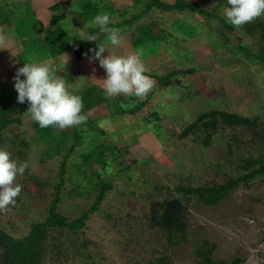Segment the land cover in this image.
<instances>
[{
  "label": "rangeland",
  "instance_id": "374dc122",
  "mask_svg": "<svg viewBox=\"0 0 264 264\" xmlns=\"http://www.w3.org/2000/svg\"><path fill=\"white\" fill-rule=\"evenodd\" d=\"M42 1L0 0L6 11L10 6L16 7L19 10L15 17L21 16L19 36L17 23L6 31L0 29V91L6 100H17L14 77L23 66V43L27 38L33 47L36 37L30 38L27 34L28 31L30 36L37 34V46L24 57L47 62L67 82L69 90L82 97V111L87 115L85 123L74 126L83 131L82 142L69 156L59 212L70 221L77 220L92 209L99 195L100 181L111 184L82 229H51L44 264H154L162 254L170 256L174 264H198L194 249L204 238L217 243L218 258L231 261L239 257L240 264H264V175L236 187L228 198L215 205L199 203L178 191L183 185L215 184L224 178L249 173L253 167H245L247 161L264 159L262 141L254 137L253 130L221 127L211 138L201 131L175 142L176 136L200 113L212 109L251 118L261 116L259 128L264 133V63L258 58H248L235 43L230 45L227 37L235 39V35L217 18L198 12L152 8L137 21L145 24L158 20L166 31L160 51L141 53L147 73L154 81L151 90L158 87L154 75L192 67L195 72L179 74L171 86L157 91L139 110L118 111L120 103L106 98L103 92L105 70L98 61L88 58L78 61L73 52L83 33L82 26L75 22L61 26V22L52 24L51 21L53 14L60 12L76 16L87 26H93V19L83 18L77 6L79 0ZM98 1L101 6L127 5L126 9L109 13L111 21L116 22L142 11L149 0ZM197 1L225 18L222 9L227 6V0L218 9V0ZM55 2L61 9L49 8ZM41 21L45 23L42 30ZM259 23H264V16L241 26L237 33L245 36L248 47L264 56ZM58 26L65 30L67 37L62 42L68 47L67 52L58 57L44 56L45 50L38 54L39 39L56 32ZM114 28L120 33L126 30ZM98 38L106 42L107 34L99 33ZM112 51L127 55L139 50L127 38ZM68 73L73 81L68 82ZM94 84L101 90L92 89ZM145 99L147 95L122 104L132 108ZM28 108L29 105L25 107L22 124H12L0 134V146L10 151L14 159L29 165L25 174L17 177L16 182L23 190L15 205L0 212V225L17 238L26 237L34 223L47 219L59 183L61 162L69 152L64 148L62 153L44 156L49 145L38 137ZM73 141L72 135L66 146H71ZM102 141L109 142L114 153L108 152L111 154L107 158L108 166L96 164L95 172L102 174L100 179L92 169L81 165L82 155ZM178 196L188 204L186 219L190 233L187 240L173 243L153 224L151 208L155 201Z\"/></svg>",
  "mask_w": 264,
  "mask_h": 264
},
{
  "label": "trees",
  "instance_id": "16d2710c",
  "mask_svg": "<svg viewBox=\"0 0 264 264\" xmlns=\"http://www.w3.org/2000/svg\"><path fill=\"white\" fill-rule=\"evenodd\" d=\"M49 0H43V3L48 2ZM219 3L216 6L218 9L225 0H218ZM78 10L81 11L82 16L86 20H92L97 14L103 12H113L116 9H126L127 5L119 3L117 5L111 4L109 6H101L100 1L98 0H79ZM17 6V5H13ZM0 29L6 31L11 24L17 23L16 31L18 36L21 33V16L15 17L16 10H19L16 7H9V11L5 10L3 6L0 5ZM51 10L61 9V5L57 2L53 3L50 7ZM157 8L163 11H191L198 12L213 18H217L223 24L226 29H229L235 35V39L232 37H227V41L231 45L240 48L242 52L246 54L248 58H258L264 63V56L253 51L248 47L244 41L245 36L238 34L235 26L231 25L226 21L225 18L219 16L216 11H211L208 8H205L197 0H149L145 8L135 13L132 17L125 18L122 21H116L109 25V27H125L126 30L121 33V36L124 39L129 38L133 43L134 47L139 50L143 55L147 51H151L153 54L157 53L162 49V45L165 41V29L161 26L158 20H152L147 23H139L137 21L142 20L144 14L147 13L150 9ZM145 11V12H144ZM13 15V16H12ZM31 17V16H30ZM52 24L61 22V26L69 25V23L75 22L82 26V35L80 40L76 42L74 47V53L78 61L84 60V53L88 52L90 48H95L97 44L101 41V38H98V34L101 33L98 26H87L83 24L82 20L73 16L71 14H65L64 12L54 13L52 16ZM138 23V24H137ZM41 30L44 29L45 23L41 21ZM137 24V25H136ZM262 28L263 38H264V23H259ZM257 27L256 25L253 26ZM57 31L50 33L49 36H46L43 40L39 39L40 47L36 50L38 54H43L42 51L45 50L46 55L60 56L67 52L68 47L62 42L66 38V33L63 27L58 26ZM33 33L32 31L30 32ZM89 35H96V41H89L87 38ZM30 38H35V44L33 47L37 46L38 36L37 34L31 35L28 34ZM33 41L32 39H30ZM105 40V39H103ZM28 39L25 38L23 43L24 49L21 53L22 65H24L27 60L24 57L28 52L34 50L28 43ZM107 42V41H106ZM63 43V44H62ZM147 47V48H146ZM146 48V49H145ZM145 51V52H144ZM30 52V53H31ZM91 53H89L90 55ZM67 68L63 69V73L67 72ZM83 72V71H81ZM195 72V69L192 68H180L169 71L164 75H154L153 77L158 80V87L151 90L147 94V99L140 101L138 105L132 108H126L122 102H128L129 100H136L137 97H125L119 96L113 98L116 99L117 103H120V110L124 112H135L139 110L143 104L146 103V100L151 99L157 91H161L166 87L171 86L176 77L179 74H192ZM84 73V72H83ZM69 81H73L72 75L68 73ZM67 76V79H68ZM178 81V80H177ZM176 81V82H177ZM179 82V81H178ZM101 90L97 85H93L92 89ZM27 102L21 104L17 100L8 101L4 98V94L0 91V134L1 131L8 128L12 124H22L24 120L25 107ZM89 107V106H88ZM87 107V109H88ZM257 116L256 118L246 117L235 112H229L221 109H212L207 112H202L199 116L191 123H189L183 131L176 136L175 142L179 139H183L189 135L197 134L198 132H205L208 138L214 136L221 127H230V128H239L253 130L255 133V138L260 139L264 145V133L260 130V120ZM36 130L38 132V137L45 140L49 145L47 149L43 152L44 156L54 155V153H62L63 149L69 150L68 153L64 154V158L61 162V169L59 174V183L57 184V191L54 194V199L52 200L49 207V215L47 219L43 222H36L32 225L29 234L24 238H17L11 233L7 232L0 225V264H44L48 253V238L51 229L53 228H69L73 231L82 229L86 221L89 219L90 214L98 209L99 204L103 201L106 196L107 191L111 188V184L106 181H100V190L97 200L95 201L92 209L86 212L83 216L78 218L75 221H70L68 217L64 216L59 212V205L62 201V189L67 181L66 175L68 172V160L70 153L73 152L79 144L82 142L83 131L74 127L73 130H68L64 132H59L58 128L48 127L41 128L36 122L34 123ZM262 134H260V133ZM74 141L71 143V146H66L69 144V139L72 138ZM1 147V146H0ZM116 149V148H115ZM114 150L110 148L109 142H100L99 144L92 146L91 149L82 155L83 162L81 167H89L94 171V173L101 179L102 174L98 171L95 172L96 164H103L108 166L109 162L107 160ZM120 154V153H119ZM116 159L119 157H115ZM258 162H261L259 166H255ZM122 163V161H121ZM248 169L252 168L249 173H244L238 176H232L229 178H224L220 183L208 184V185H183L178 188L180 193L185 194L189 198H195L199 203L207 205H215L221 203L226 198H228L232 191L242 185L247 184L256 179L259 175H264V159H251L246 162L244 165ZM152 210V221L153 224L160 227L169 237L171 242H180L187 240L189 235V227L187 223V214L189 211L188 204L185 202L184 198L172 197L166 198L163 200H158L153 203L151 208ZM264 238V236H263ZM172 243V244H173ZM217 248V243L212 242L207 238H204L201 242H197L194 254L198 259V264H240L241 259L236 257L231 261H227L224 258H218L215 254ZM154 264H174L170 256L167 254L160 255Z\"/></svg>",
  "mask_w": 264,
  "mask_h": 264
},
{
  "label": "clouds",
  "instance_id": "9594fccd",
  "mask_svg": "<svg viewBox=\"0 0 264 264\" xmlns=\"http://www.w3.org/2000/svg\"><path fill=\"white\" fill-rule=\"evenodd\" d=\"M222 12L226 21L239 29L264 16V0H227ZM91 23L98 26L101 33L107 34V43L101 40L95 48L84 53L90 61H98L106 72V78L102 79L106 98L146 96L154 81L147 73L141 53H113V48L123 44V38L119 29L109 27L112 23L109 13L97 14ZM87 40L96 41L97 36L89 35ZM106 51L108 55H105ZM14 80L18 102H27V113L41 128L66 129L86 122L82 97L70 91L67 82L57 76L47 62L26 61L17 69ZM28 167L27 162H19L10 151L0 147V212L15 205L23 190V186L16 182L17 177L23 176Z\"/></svg>",
  "mask_w": 264,
  "mask_h": 264
},
{
  "label": "crops",
  "instance_id": "0c3cea01",
  "mask_svg": "<svg viewBox=\"0 0 264 264\" xmlns=\"http://www.w3.org/2000/svg\"><path fill=\"white\" fill-rule=\"evenodd\" d=\"M105 53H108L107 51Z\"/></svg>",
  "mask_w": 264,
  "mask_h": 264
}]
</instances>
